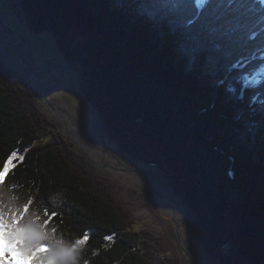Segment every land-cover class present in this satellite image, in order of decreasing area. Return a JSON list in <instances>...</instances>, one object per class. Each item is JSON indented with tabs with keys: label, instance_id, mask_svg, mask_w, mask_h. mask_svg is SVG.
I'll return each instance as SVG.
<instances>
[{
	"label": "trees",
	"instance_id": "1",
	"mask_svg": "<svg viewBox=\"0 0 264 264\" xmlns=\"http://www.w3.org/2000/svg\"><path fill=\"white\" fill-rule=\"evenodd\" d=\"M14 1L64 47L108 139L188 203L196 246L217 264H264V0ZM12 152L5 182L45 203L62 192L54 221L88 234L87 264H182L134 229L117 187L0 63V169Z\"/></svg>",
	"mask_w": 264,
	"mask_h": 264
},
{
	"label": "bare ground",
	"instance_id": "2",
	"mask_svg": "<svg viewBox=\"0 0 264 264\" xmlns=\"http://www.w3.org/2000/svg\"><path fill=\"white\" fill-rule=\"evenodd\" d=\"M12 35H16V37ZM27 44L30 52H28ZM0 56V60L6 67L4 59L16 65L14 67L16 73H21L27 83H32L33 90L34 87L38 88V90L34 91L42 100L40 101L41 103L39 102L40 108L44 104L47 112L54 109L53 111L57 118L55 120L56 123L61 127L64 126L62 129L68 138L71 139L72 136L66 130L71 131L78 137L77 140L80 141L77 142L83 145L84 153L89 160L97 164H106L112 169V171L107 173L119 176L125 184L127 183V185L145 193H154L156 195L157 206L163 219L173 223L174 229H179L176 234L180 240L182 248L180 254L185 264H210L207 258L201 254L196 244L190 239L188 225L185 224L187 219L184 207L180 200L170 197L171 188L169 182L155 170L147 172L148 174H137L138 171H144V169L138 168V166L130 162L131 160L129 161L126 157V159L122 157L108 140L100 118L96 114L89 113V106L83 99L77 80H70L63 75L57 74L58 67L56 63L40 60L32 52L30 43L15 32L1 14ZM10 71L15 74L14 71ZM70 103L79 111L81 125L76 122L71 112L67 110ZM45 114L50 117L48 113ZM122 169H127L131 173L119 172Z\"/></svg>",
	"mask_w": 264,
	"mask_h": 264
},
{
	"label": "clouds",
	"instance_id": "3",
	"mask_svg": "<svg viewBox=\"0 0 264 264\" xmlns=\"http://www.w3.org/2000/svg\"><path fill=\"white\" fill-rule=\"evenodd\" d=\"M5 181L0 174V264H87L88 234H69L54 221L62 192L51 193L45 203L37 198L38 189L14 178Z\"/></svg>",
	"mask_w": 264,
	"mask_h": 264
},
{
	"label": "rangeland",
	"instance_id": "4",
	"mask_svg": "<svg viewBox=\"0 0 264 264\" xmlns=\"http://www.w3.org/2000/svg\"><path fill=\"white\" fill-rule=\"evenodd\" d=\"M0 14L8 21V23L11 25V27L13 28L15 32H17L19 35L24 37L30 43L32 52L36 54L40 60L56 63L58 67V70L56 72L57 74L63 75L64 77L70 80L76 79L79 85L78 69L72 63H70L67 59H65L63 52H62L63 50L62 48L64 47H60V44L54 35L50 33L34 34L33 32H31V30L29 29L23 17V13L20 7L17 5V3L14 0H0ZM0 62L4 65V67L7 70L10 69L14 71L16 75L13 74L9 70L14 76L16 77L19 76L21 80L23 79L22 81L25 80L24 77L21 76L22 75L21 73L19 74L16 73L15 68H14L16 65L13 64V62H9L4 59V62L6 63L7 67L1 60ZM34 90H38V88L34 87ZM44 107H45L44 104L41 105V109L43 110V112L48 113L50 117L54 116L55 120H57V118L55 117L56 114H54V111L49 110L47 112L46 108ZM67 110L71 112L73 118L76 120L77 123L80 124L81 117H80V113L77 110V108L72 103H70L68 104ZM89 113L92 114L90 111ZM59 123L62 124L60 121ZM66 132L70 136H72L73 140L80 141V140H77L78 137L71 131L66 130ZM73 147L76 152L81 154L78 146L75 147L73 145ZM87 164L90 167V170L93 174L98 175V176L100 175L101 177L106 178L108 180V183L112 184L114 187H117L116 188V199L121 205H123L129 211L130 217L134 222L133 224L134 229L140 230L141 228H147L152 231L153 233L152 235L154 237L156 238L160 236L164 237L165 239H164L163 244H164L166 253L170 256L178 257L180 262L182 264H185L180 254V251L182 250V248L180 244L178 243V237L176 234V232L179 229H174L173 223H170L163 219L162 214L159 212V208L157 206L156 195L155 197L145 195L141 193L138 189H135L133 186H129L127 185V183L125 184V182L119 176L114 175L112 173L111 174L107 173L108 170L104 168H96L94 166H91L88 163V161H87ZM135 165L138 166V168L140 167L144 169V171L146 172H152L153 170L158 172V170L153 166H145L143 164H135ZM158 173L160 174V172ZM158 173L157 175H159ZM198 249L201 252V254L207 258L210 264H214L215 261L213 260L212 257L206 254V252H204L200 247H198Z\"/></svg>",
	"mask_w": 264,
	"mask_h": 264
},
{
	"label": "water",
	"instance_id": "5",
	"mask_svg": "<svg viewBox=\"0 0 264 264\" xmlns=\"http://www.w3.org/2000/svg\"><path fill=\"white\" fill-rule=\"evenodd\" d=\"M30 29V28H29ZM31 30V29H30ZM9 31V30H8ZM10 32V31H9ZM32 32V31H31ZM11 33V32H10ZM12 34V33H11ZM12 36H14V37H16V35H12ZM27 47H28V52H30V48H29V46H28V44H27ZM1 63V62H0ZM2 64V63H1ZM3 65V64H2ZM3 67H4V65H3ZM5 68V67H4ZM6 69V68H5ZM7 70V69H6ZM9 71V70H8ZM10 72V71H9ZM11 73V72H10ZM12 74V73H11ZM13 75V74H12ZM14 76V75H13ZM14 77H16V76H14ZM16 78H18V79H20L19 77H16ZM23 80V79H22ZM24 82L26 83V85H27V87H28V89L30 90V92H31V94H32V96L34 97V100L36 101V104L38 105V107L40 108V106H39V102L40 101H42L38 96H37V94L35 93V91L33 90V88H32V83H27L25 80H24ZM79 89H80V87H79ZM81 91V90H80ZM82 94V93H81ZM83 96V95H82ZM83 99H84V101L88 104V102L86 101V99L83 97ZM88 106H89V109H90V112L92 113V114H96L98 117H99V115L96 113V111L88 104ZM40 110H41V112L49 119V121L51 122V123H53L55 126H56V128H57V130L60 132V134L65 138V140L66 141H68V142H70V143H72L75 147H77L78 146V148L80 149V153H81V155L82 156H84L85 158H86V160L88 161V163L91 165V166H94V167H96V168H104V169H106V170H108V171H112V169L110 168V167H108L106 164H97V163H94V162H92L91 160H89L88 159V157L86 156V154L84 153V147H83V145L82 144H80V143H78L76 140H73V139H70V138H68L66 135H65V133H64V131H63V129H62V127L61 126H59L57 123H56V121H55V118H54V116H52V117H48L43 111H42V109L40 108ZM54 110V109H53ZM100 118V117H99ZM100 120H101V123H102V127H103V129H104V132H105V124H104V122H103V120H102V118H100ZM105 134H106V132H105ZM106 137L108 138V136H107V134H106ZM109 140V139H108ZM110 141V140H109ZM111 142V141H110ZM112 143V142H111ZM113 145H114V147L117 149V147H116V145L114 144V143H112ZM117 151L122 155V157H124L123 156V154L117 149ZM125 158V157H124ZM126 159V158H125ZM130 161V160H129ZM133 165H135V164H138V163H135V162H132V161H130ZM157 169V168H156ZM158 170V169H157ZM119 172H121V173H127V174H130L131 172L129 171V170H127V169H122V170H119ZM158 172H160L159 170H158ZM144 173H146V174H148L147 172H144V171H138L137 172V174H139V175H141V174H144ZM160 174H161V176L164 178V179H166L168 182H169V184H170V188H171V192H170V197L171 198H176V199H178V200H180L181 201V203H182V205H183V207H184V213H185V217H186V222H185V224L186 225H188V235H189V237H190V239L192 240V238H191V230H192V222H193V220H194V218H195V216H194V214L192 213V209L190 208V206L188 205V203L182 198V197H180L176 192H175V190H174V187H173V184H172V182L170 181V180H168L167 179V177L166 176H164L161 172H160ZM135 189H137V188H135ZM139 190V189H138ZM141 193H143V194H145V195H148V196H151V197H155V194L154 193H145V192H143V191H141V190H139ZM193 241V240H192ZM178 243L180 244V240L178 239ZM214 264H217L216 262H214Z\"/></svg>",
	"mask_w": 264,
	"mask_h": 264
},
{
	"label": "snow or ice",
	"instance_id": "6",
	"mask_svg": "<svg viewBox=\"0 0 264 264\" xmlns=\"http://www.w3.org/2000/svg\"><path fill=\"white\" fill-rule=\"evenodd\" d=\"M17 156V153L16 152H12L6 161H4L3 163V166H2V169H0V174H6L9 170H10V167H13V158H15ZM20 160H23L24 157L23 156H20L19 157Z\"/></svg>",
	"mask_w": 264,
	"mask_h": 264
}]
</instances>
